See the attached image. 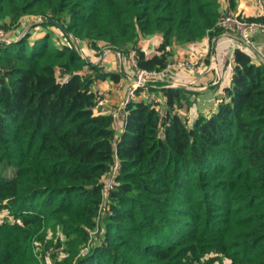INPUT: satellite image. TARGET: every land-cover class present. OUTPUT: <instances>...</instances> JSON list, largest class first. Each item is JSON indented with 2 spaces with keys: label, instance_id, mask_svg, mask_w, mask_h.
<instances>
[{
  "label": "trees",
  "instance_id": "trees-1",
  "mask_svg": "<svg viewBox=\"0 0 264 264\" xmlns=\"http://www.w3.org/2000/svg\"><path fill=\"white\" fill-rule=\"evenodd\" d=\"M239 1L0 0L9 36L41 20L0 42V264H264L260 56L235 49L230 86L190 124L178 108L196 91L160 82L121 106L124 72L84 51L162 71L175 46L221 35ZM107 78L124 86L112 110L94 87Z\"/></svg>",
  "mask_w": 264,
  "mask_h": 264
},
{
  "label": "crops",
  "instance_id": "crops-1",
  "mask_svg": "<svg viewBox=\"0 0 264 264\" xmlns=\"http://www.w3.org/2000/svg\"><path fill=\"white\" fill-rule=\"evenodd\" d=\"M223 6L224 8H226L227 3L224 2ZM240 6H244L243 14L245 16L256 17L264 14V5L261 7L257 6V0H240L237 9ZM254 39L257 42L258 55L264 57V34L257 33L254 35ZM160 40L161 37L157 35L142 39L140 44L147 51V53L154 54ZM215 40V50H217V56L220 57L225 50L233 49L234 47H236V44L239 41V35L234 31H224V33L219 35ZM209 42L210 39L206 37L203 40L193 44L184 46L177 45L174 47L173 60L181 58H191L199 50L207 49L210 45ZM92 52L95 53L94 51L87 52L88 57H92ZM114 54V52H111L107 58L102 56V61L96 63L93 60V63L99 64L100 66L103 65L101 66V68L105 67L106 72L115 70L113 67H111L112 65L109 63L111 55ZM104 59L108 61H104ZM90 60L92 61V59ZM111 63H113V60L111 61ZM212 69L214 70H211L208 73L201 72L199 74H193L188 72H180L178 74L172 73V75L167 76L164 81L165 83L167 82L168 85H171V87L186 86L191 88L190 85L196 86L194 88H196L195 90H197L196 93H198L199 101L206 103L210 107L212 105L211 108L215 109L221 96L224 93V89L230 86L233 73L220 62H217ZM94 87L95 89L104 92V94L106 95V99L103 103V108L105 110L115 109V106H117L119 101L118 94L119 92L121 93V87H123V85L121 83H115L110 78H107L106 80L96 81ZM141 96L142 95H140L138 98H141Z\"/></svg>",
  "mask_w": 264,
  "mask_h": 264
},
{
  "label": "built area",
  "instance_id": "built-area-1",
  "mask_svg": "<svg viewBox=\"0 0 264 264\" xmlns=\"http://www.w3.org/2000/svg\"><path fill=\"white\" fill-rule=\"evenodd\" d=\"M262 1L263 0H259L261 6L264 5ZM243 8L244 6H240L235 12L226 15L220 22V25L225 28V31H234L239 35V41L237 42L236 47L225 50L218 59V62L230 68L231 71L234 69L235 49H250L258 54L257 42L254 39V35L256 33H264V24L257 21L246 20L245 15L243 14ZM6 35L7 31L0 29V42H6L5 40L9 37ZM11 42L12 40H7V43ZM117 53L119 59L123 60L132 67V73L135 71V73H133L134 75L129 74L126 77L128 81V90L126 95H120L121 106H125L131 100L137 90V87L141 85L146 86L148 84L147 82L150 81L153 83L157 82L159 79L163 80L167 76L172 75V73H175V71H184L188 73L201 72L204 69L205 61L207 59V54L199 52L191 58L184 60L177 59L169 62L166 68L162 71H147L139 67L134 54L130 57H126L121 52ZM259 56L261 60L264 61V57L261 55ZM212 59H214L212 63H215V61L217 62L215 57ZM168 86L170 87L171 85ZM118 167L119 163L117 162L113 169L114 173H116ZM108 188H110V185L107 186V189ZM88 250L89 248H86L84 252L87 253Z\"/></svg>",
  "mask_w": 264,
  "mask_h": 264
},
{
  "label": "rangeland",
  "instance_id": "rangeland-1",
  "mask_svg": "<svg viewBox=\"0 0 264 264\" xmlns=\"http://www.w3.org/2000/svg\"><path fill=\"white\" fill-rule=\"evenodd\" d=\"M263 2V4H264V0L262 1ZM257 6H260L261 7V5H260V2H259V0H257ZM41 20L40 19H35V20H33L32 18H30V19H28L27 20V23H25V28H21L20 29V31L19 32H17L14 36L13 35H11V36H9L8 34H10V32L9 31H7V39L5 40L6 42H7V40L9 41V40H12L13 41V38L15 37V39L17 38H19V37H21L20 35H24V33L26 34V32H28V31H31L32 29H31V26L33 25V24H35V23H37V22H40ZM38 24V23H37ZM41 30L42 29H35V30H33L34 32H33V36L31 37L32 39H34V38H36L35 36L37 35V34H39L40 32H41ZM57 30H55V32H56ZM224 33V32H223ZM55 34H57L58 36H59V39L57 38V40L58 41H65V39L63 38V36L59 33V32H56ZM257 34V33H256ZM260 34H264V33H260ZM218 37V36H217ZM217 37H215V38H213V39H211L209 36H208V38L210 39V42H209V46H208V48L207 49H204V50H199L197 53H199V52H203V53H205V54H207V59H206V61H205V65H204V69L201 71L202 73H208V72H210L211 70H214V69H212L213 67H214V65H216V63L218 62V59H219V57L217 56V50H215V54H213V52H212V49H213V43H214V41H216L215 39H217ZM63 38V39H62ZM206 38V37H205ZM212 42V43H211ZM84 51L87 53V51L84 49ZM111 52H114V51H111L110 49H106L104 52H102L101 54H96V53H91L92 54V57H90L89 56V58L90 59H92V61L94 60V62H96V63H98V62H100V61H102L103 59H101L102 58V56H104V57H108L109 56V54L111 53ZM115 54L114 55H111V59L109 60V63L112 65L111 67H113L115 70H118L119 69V71H123L124 72V76L125 77H127V75H129V74H133V73H135V71L132 73V67L129 65V64H126V65H124V61L123 60H121V59H119V56H118V53L117 52H114ZM196 53V54H197ZM88 54V53H87ZM122 55V54H121ZM215 57V59L217 60V62L215 61V63H212L213 62V60L214 59H212V58H214ZM221 57V56H220ZM184 59H187V58H181V59H178V60H184ZM113 60V63H111V61ZM120 60V61H119ZM104 61H108V60H105L104 59ZM173 61V60H172ZM101 66H103V65H101ZM226 67V66H225ZM228 70H230V68H228V67H226ZM103 69H105V67H103ZM180 72H184V71H175V74H178V73H180ZM201 72H193V74H199V73H201ZM134 75V74H133ZM215 80V79H214ZM161 82V84H165L164 86H168V84H167V82L165 83V81H164V79L163 80H161V79H159L157 82H153L152 83V81H150V82H147L148 84L146 85V86H139V87H137V89H139V88H146L147 86L148 87H155V86H157L159 83ZM124 87V86H123ZM123 87H121V89H122V91L121 92H124V90H123ZM147 87V88H148ZM169 87V86H168ZM178 87H184V88H187L189 91H196L197 92V90H195L196 88H194V87H196V86H192V85H190V87L191 88H189V87H186V86H178ZM199 92V91H198ZM119 95H120V92H119ZM191 96H190V98H191V104L189 105V106H187V105H185V107L184 108H178L179 110H178V113L183 117V118H187L188 119V121H189V123L190 124H193V122L195 121V119L198 117V115L200 114V112H201V110H202V112L204 113V114H209V113H211V112H213V108H211L212 107V105H211V107L209 106V105H207L206 103H204V102H202V101H199V97H198V93H195V94H190ZM153 96V98L154 99H160V97H158V95H152ZM207 101V100H206ZM212 102H214V101H212Z\"/></svg>",
  "mask_w": 264,
  "mask_h": 264
},
{
  "label": "water",
  "instance_id": "water-1",
  "mask_svg": "<svg viewBox=\"0 0 264 264\" xmlns=\"http://www.w3.org/2000/svg\"><path fill=\"white\" fill-rule=\"evenodd\" d=\"M44 20L47 21V22H49V23L55 24L59 28H61V29L64 30V27L60 23H58V22H56V21H54L52 19H44ZM78 49L81 50L79 47H78ZM215 49H216V42L214 41V43H213V49H212L213 54H215ZM90 62H93V61L90 60ZM99 108H101V106Z\"/></svg>",
  "mask_w": 264,
  "mask_h": 264
}]
</instances>
